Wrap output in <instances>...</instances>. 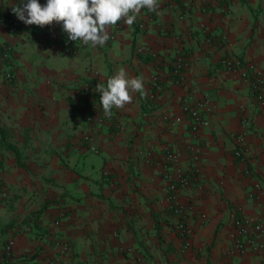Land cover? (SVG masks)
I'll return each mask as SVG.
<instances>
[{
  "label": "crops",
  "instance_id": "0c3cea01",
  "mask_svg": "<svg viewBox=\"0 0 264 264\" xmlns=\"http://www.w3.org/2000/svg\"><path fill=\"white\" fill-rule=\"evenodd\" d=\"M19 2L0 0L2 16L16 18L11 7ZM158 4L159 14L142 9L131 26L111 27L97 47L69 41L55 23L39 28L20 21L9 33L0 21V164L7 188L0 200V261L9 238L16 264H45L58 250L54 241L65 238L69 250L56 264H264V250L238 253L227 237L234 217L264 223V105L221 62L234 56L264 73V0ZM63 39L72 54L57 51ZM3 45L10 47L6 58ZM176 57L184 62L183 83L172 74ZM120 69L142 77L147 95L134 94L131 104L106 117L96 88L90 100L81 84L106 86ZM191 88L212 104L207 126L195 133L185 115L177 125L162 119L165 112L180 114ZM239 105L250 116L243 161L233 155ZM94 107L100 124L84 121ZM85 133L97 153L85 149ZM186 144L198 154L200 176L177 191L191 228L184 248L155 172L166 151H179L181 164H189ZM254 184L263 191L258 198L247 196Z\"/></svg>",
  "mask_w": 264,
  "mask_h": 264
},
{
  "label": "built area",
  "instance_id": "2783aa9c",
  "mask_svg": "<svg viewBox=\"0 0 264 264\" xmlns=\"http://www.w3.org/2000/svg\"><path fill=\"white\" fill-rule=\"evenodd\" d=\"M168 2L175 0H167ZM0 12V21L5 26V29L9 33H15L21 28V22L12 17L3 18ZM200 28L204 25L200 24ZM52 38H56L53 34ZM225 39V35H220L216 38L221 42ZM207 42L213 41V38L207 36ZM10 47L8 45L2 46L1 58H6L9 54ZM57 51L64 54H72L73 48L68 40L63 39L58 43ZM223 67L238 76L242 80L249 83L252 91V99L257 105H264V73L263 70L255 63L251 61H242L234 56L224 57L222 60ZM184 62L181 57H176L173 62L172 74L174 80L178 83H183L185 78L182 73ZM94 73L91 74L94 76ZM5 80L9 83L12 80V75L9 72L4 74ZM150 84L153 88L157 89L158 78L156 75H151ZM96 81L89 80L81 84V90L83 93L92 100L95 97ZM152 93H150V97ZM180 114H174L173 112H165L162 115V119L168 121L173 125H177L181 122L182 116L185 115L188 119L190 133H195L200 128L206 127L208 124L207 115L212 111V104L209 97L206 94L196 95V91L191 88L184 95L179 105ZM239 110V123L240 130L235 135V142L239 145V149L234 151V156L240 161H243V151H246L244 146L245 132L250 125V116L244 105L238 106ZM84 121L91 124H100L103 122V116L101 112L94 107L91 113L84 116ZM117 129H121V124H115ZM81 141L84 143L86 150L97 153L98 149L95 146V139L91 134L85 133L81 137ZM185 151L188 152L189 164L182 165L180 162V152L177 150L166 151L162 156L160 168L155 172V176L159 178V187L163 192V199L166 202L167 208L171 214L177 216V220L174 225V230L178 236L183 240V247L187 248L189 245V236L191 235V228L186 224L183 219L185 213V206L180 202L177 191L180 188L189 187L196 184L200 176V167L198 165L199 158L195 149L191 144H186ZM149 155V152L147 153ZM106 174V171L104 172ZM263 193L258 184H254L253 189L248 191L247 196L250 198H258ZM7 188L1 179V164H0V200L6 198ZM61 216V212L59 213ZM53 225H58L59 217H56L52 221ZM227 237L231 240L234 249L238 253L244 252L246 249L252 251L264 250V223L263 222H251L245 218L234 217L231 220L230 228L227 232ZM13 245L12 238L7 239L3 244V251L6 254V259L0 261V264H16L18 259L11 253ZM54 245L58 250L56 253L45 261V264H56L62 254L69 250L68 241L65 238H58L54 241ZM139 264H145L139 262Z\"/></svg>",
  "mask_w": 264,
  "mask_h": 264
},
{
  "label": "clouds",
  "instance_id": "9594fccd",
  "mask_svg": "<svg viewBox=\"0 0 264 264\" xmlns=\"http://www.w3.org/2000/svg\"><path fill=\"white\" fill-rule=\"evenodd\" d=\"M145 8L159 14L158 0H46L43 5L38 0H20L11 7L12 14L26 26L44 28L55 23L69 41L92 47L104 46L111 27L120 22L131 26ZM96 90L106 117L112 116L113 108L131 104L134 94L147 95L143 78L130 76L124 69L108 78L106 86L96 85Z\"/></svg>",
  "mask_w": 264,
  "mask_h": 264
},
{
  "label": "trees",
  "instance_id": "16d2710c",
  "mask_svg": "<svg viewBox=\"0 0 264 264\" xmlns=\"http://www.w3.org/2000/svg\"><path fill=\"white\" fill-rule=\"evenodd\" d=\"M5 16H6V14H5V15H3L2 19H3Z\"/></svg>",
  "mask_w": 264,
  "mask_h": 264
}]
</instances>
